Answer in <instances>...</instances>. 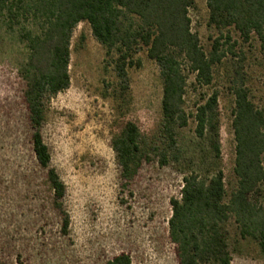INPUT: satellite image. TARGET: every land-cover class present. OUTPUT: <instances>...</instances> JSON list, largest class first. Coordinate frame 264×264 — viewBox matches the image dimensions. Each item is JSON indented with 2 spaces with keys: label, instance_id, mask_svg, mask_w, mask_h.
<instances>
[{
  "label": "rangeland",
  "instance_id": "rangeland-1",
  "mask_svg": "<svg viewBox=\"0 0 264 264\" xmlns=\"http://www.w3.org/2000/svg\"><path fill=\"white\" fill-rule=\"evenodd\" d=\"M191 30L208 51L218 33L207 28L206 0L189 10ZM238 57L227 55L213 69L210 86L201 87L186 72L185 109L218 93L221 155L213 163L204 140L195 136L191 115L180 130L185 153L179 165H145L123 188L110 139L125 121L135 122L152 139L161 122V81L155 63L141 52V67L130 68L124 104L115 100L116 79L105 50L92 37L88 23L78 25L70 46V87L48 104L42 128L51 164L66 186L69 235L60 233L51 193L36 166L21 101L17 69L22 46L0 38V264H104L120 253L134 264H176L168 238L169 201L178 197L182 177L192 169H221L227 192L235 185L234 98L230 81L237 66L247 74L250 99L264 109V67L256 40L243 43L231 32ZM243 54V59L239 56ZM255 200L264 205V187ZM232 264H264L257 245L242 240L235 224L227 225Z\"/></svg>",
  "mask_w": 264,
  "mask_h": 264
},
{
  "label": "trees",
  "instance_id": "trees-1",
  "mask_svg": "<svg viewBox=\"0 0 264 264\" xmlns=\"http://www.w3.org/2000/svg\"><path fill=\"white\" fill-rule=\"evenodd\" d=\"M195 0H0V38L23 47L17 69L22 83L30 149L51 193V207L60 233L69 235L65 208L66 186L51 164L42 128L49 102L70 87V46L80 23L105 50L107 66L116 79L115 100L126 101L130 68L141 67L137 56L146 52L161 81V122L158 135L145 136L125 121L110 139V148L123 188H128L145 165H179L185 149L180 130L195 123V136L204 140L213 163L221 155L218 134V93L185 109L186 72L198 86H210L213 69L234 51L231 32L245 44H259L264 67V0H206L207 28L218 36L208 51L191 30L189 10ZM243 59V54H239ZM247 74L237 66L230 81L234 98L232 129L235 139V185L227 192L221 169L184 173L178 197L169 201L168 238L176 264H232L227 225L232 221L242 240L253 241L264 257V205L255 200L264 187V109L250 99ZM104 264H134L120 253Z\"/></svg>",
  "mask_w": 264,
  "mask_h": 264
}]
</instances>
